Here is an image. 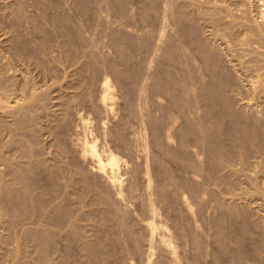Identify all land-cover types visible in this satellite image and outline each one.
<instances>
[{
    "label": "rangeland",
    "instance_id": "1",
    "mask_svg": "<svg viewBox=\"0 0 264 264\" xmlns=\"http://www.w3.org/2000/svg\"><path fill=\"white\" fill-rule=\"evenodd\" d=\"M21 1L0 0V81L8 88L2 100L22 103L31 93L34 97L16 131V114L0 110V145L12 138L25 140L26 149L31 146L34 158L42 162L23 180L15 178L10 164L0 163V193L6 184L14 194L26 187L0 209V264H264V43L258 37H264V0H196L215 5L214 17L200 15L190 4L195 0H178L180 12L176 0H123L122 13L109 0H89L86 6L81 0ZM152 1L157 7L145 17L144 9ZM120 35L125 37L122 42ZM203 47L216 51L206 57ZM220 73L229 77L228 86L218 84L220 92L241 119L252 124L245 144L223 134L233 120L221 98L203 99L201 90ZM157 76L174 83L180 96L176 101L157 86ZM105 82L112 93L108 107L101 103ZM190 119L197 122V132L183 137ZM217 131L232 154L225 164L208 151L207 139H217ZM20 143L0 150L16 168L29 160ZM85 145H94L97 155L85 156ZM173 151L181 156L173 158ZM114 156L119 161L113 166ZM101 159L112 171L95 166ZM19 197L27 201L24 206ZM150 221L157 227L154 237L147 228ZM42 230L50 233L44 241Z\"/></svg>",
    "mask_w": 264,
    "mask_h": 264
},
{
    "label": "bare ground",
    "instance_id": "2",
    "mask_svg": "<svg viewBox=\"0 0 264 264\" xmlns=\"http://www.w3.org/2000/svg\"><path fill=\"white\" fill-rule=\"evenodd\" d=\"M19 1V0H18ZM21 1V0H20ZM93 1V0H92ZM111 1V3H113V5L116 7V8H118V10L120 11V10H122L123 8H124V1L123 0H109V2ZM125 1H127V0H125ZM174 1V0H173ZM177 1V3L178 4H176V7H177V11H179L180 12V9H181V4H180V2H178V0H176ZM196 1V0H195ZM208 1V0H207ZM3 2V1H2ZM22 2V1H21ZM60 2V1H59ZM81 2H82V4L83 5H88V4H90L89 3V0H81ZM100 2V1H99ZM156 1H152L151 3H150V5H147L146 6V8L144 9V12H143V15L145 16V17H147L148 15H149V12L152 10V9H154L155 8V6H156V3H155ZM160 2V1H159ZM190 2V1H189ZM200 2V1H199ZM198 1H196V3L195 2H193L192 1V3H190L195 9H197L196 11H198L199 13H200V15L202 14V16L203 17H205V15H209V16H213V15H215L216 16V14L218 13L217 11V13L215 12L214 13V6L213 5H211V4H208V2H207V4H204V2L202 3V1H201V3L202 4H198L199 3ZM220 2V1H219ZM260 2H262V1H260ZM107 3V2H106ZM110 3V4H111ZM170 3V2H169ZM175 3V2H174ZM15 4H16V2H15ZM81 4V5H82ZM168 4V3H167ZM189 4V3H188ZM235 4H237V3H235ZM21 5V4H20ZM172 5V4H171ZM174 5V4H173ZM239 5V4H238ZM13 6V5H12ZM17 6V5H16ZM19 6V5H18ZM105 6V5H104ZM217 6V5H216ZM255 6V5H254ZM262 6V5H261ZM20 7V6H19ZM69 7V6H68ZM82 7H84V6H82ZM97 7V6H96ZM157 7V6H156ZM161 7V6H160ZM187 7H188V5H187ZM193 7H191V8H193ZM240 7V6H239ZM14 8V7H13ZM23 8V7H22ZM86 8V7H85ZM166 8V7H165ZM189 8H190V6H189ZM244 8V7H243ZM261 8V7H260ZM259 8V9H260ZM12 9V8H11ZM83 9V8H82ZM94 9V8H93ZM156 9V8H155ZM161 9V8H160ZM215 9H217V8H215ZM228 9V8H227ZM85 10V9H84ZM193 10V9H192ZM220 10V9H219ZM262 10V9H261ZM263 10H264V7H263ZM118 11V12H119ZM191 11V10H190ZM195 11V10H194ZM224 11V10H223ZM228 11V10H227ZM27 12V11H26ZM86 12V11H85ZM100 12V11H99ZM121 12V11H120ZM122 12H124V11H122ZM121 12V13H122ZM197 12V13H198ZM252 12V11H251ZM25 13V12H24ZM193 13V12H192ZM232 13V12H231ZM233 13H234V11H233ZM258 13V12H257ZM4 14V13H3ZM27 14V13H26ZM50 14V13H49ZM94 14V13H93ZM169 14V13H168ZM171 14V13H170ZM191 14V13H190ZM194 14V13H193ZM219 14H221V13H219ZM223 14V13H222ZM249 14V13H248ZM253 14V13H252ZM259 14H260V12H259ZM261 14H263V12L261 13ZM151 15V14H150ZM164 15V14H163ZM192 15V14H191ZM195 15V14H194ZM229 15V14H228ZM264 15V14H263ZM20 16V15H19ZM87 16V15H86ZM234 16V15H233ZM30 17V16H29ZM174 17V16H173ZM214 17V16H213ZM212 17V18H213ZM222 17V16H221ZM255 17V16H254ZM264 17V16H263ZM262 17V18H263ZM193 18V17H192ZM198 18V17H197ZM211 18V19H212ZM257 18V17H256ZM95 19V18H94ZM188 19V18H187ZM208 19H209V17H208ZM260 19V18H259ZM1 20V19H0ZM189 20H190V18H189ZM200 20V19H199ZM263 20V19H262ZM236 21V20H235ZM261 21V20H260ZM3 22V21H2ZM134 22V21H133ZM140 22H141V20H140ZM193 22V21H192ZM228 22V21H227ZM76 23V22H75ZM119 23V22H118ZM165 23V22H164ZM194 23L195 22H193V25H194ZM225 23V22H224ZM231 23V22H230ZM263 23V22H262ZM19 24V23H18ZM25 24V23H24ZM237 24V23H236ZM240 24V23H239ZM254 24V23H253ZM94 25V24H93ZM200 25V24H199ZM203 25V24H202ZM255 26H256V24H254ZM21 26V25H20ZM50 26V25H49ZM98 26V25H97ZM102 26V25H101ZM104 26V25H103ZM166 26V25H165ZM218 26H220V25H218ZM237 26V25H236ZM259 26V25H258ZM257 26V28H259ZM262 26V25H261ZM264 26V25H263ZM263 26H262V29H263ZM5 27V26H4ZM12 27V26H11ZM149 27V26H148ZM193 27V26H192ZM195 27V26H194ZM198 27V26H197ZM217 27V26H216ZM77 28V27H76ZM82 28V27H81ZM199 28V27H198ZM205 28V27H204ZM188 29V28H187ZM191 29V28H190ZM194 29H196V28H194ZM224 29H226V28H224ZM256 29V28H255ZM260 29H261V27H260ZM261 29V30H262ZM14 30V29H13ZM63 30V29H62ZM106 30V29H105ZM104 30V31H105ZM180 30V29H179ZM259 29H257V30H255V31H258ZM9 31V30H8ZM35 31V30H34ZM42 31V30H41ZM103 31V30H102ZM150 31V30H149ZM220 31H222V30H220ZM245 31V30H244ZM179 32V31H178ZM184 32V31H183ZM191 32V31H190ZM217 32V31H216ZM258 32H260V31H258ZM50 33V32H49ZM128 33V32H127ZM218 33H220V32H218ZM225 33V32H224ZM262 33H264V31H262ZM11 34V33H10ZM54 34V33H53ZM177 34V33H176ZM194 34V33H193ZM196 34V33H195ZM197 34H199V33H197ZM201 34V33H200ZM203 34V33H202ZM221 34V33H220ZM227 34V33H226ZM236 34V33H235ZM259 34V33H258ZM261 34V33H260ZM259 34V35H260ZM26 35V34H25ZM62 35V34H61ZM68 35V34H67ZM112 35V34H111ZM126 35V34H125ZM215 35V34H214ZM216 35H218L219 36V34H216ZM215 35V36H216ZM225 35V34H224ZM19 36H21V35H19ZM195 36V35H194ZM218 36H217V38H218ZM223 36V35H222ZM228 36V35H227ZM231 36V35H230ZM258 36V35H257ZM11 37V36H10ZM47 37V36H46ZM93 37V36H92ZM154 37V36H153ZM197 37V36H196ZM225 37V36H224ZM235 37V36H234ZM246 37V36H245ZM244 37V38H245ZM259 37V39L261 40V42H263L264 43V37L263 36H258ZM21 38V37H20ZM25 38V37H24ZM95 38V37H94ZM120 38L121 39H123V38H125L123 35H120L119 36V40H120ZM171 38V37H170ZM183 38V37H182ZM203 38H206L205 37V35H204V37ZM208 38V37H207ZM210 38V37H209ZM216 38V37H215ZM37 39V38H36ZM55 39V38H54ZM60 39V38H59ZM100 39V38H99ZM112 39V38H111ZM127 39V38H126ZM224 39V38H223ZM232 39V38H231ZM247 39V38H246ZM22 40V39H21ZM41 40V39H40ZM53 40V39H52ZM114 40V39H113ZM119 40H118V38H117V41H116V46H119ZM136 40V39H135ZM170 40V39H169ZM193 40V39H192ZM191 40V41H192ZM207 40V39H206ZM219 40V39H218ZM228 40V39H227ZM257 40H258V38H257ZM1 41V40H0ZM68 41V40H67ZM124 41H125V39H124ZM141 41V40H140ZM144 41V40H143ZM159 41V40H158ZM202 41H203V39H202ZM216 41V40H215ZM229 41V40H228ZM237 42H238V40H236ZM246 41V40H245ZM259 41V40H258ZM110 42V41H109ZM120 42H122L121 40H120ZM248 42V41H247ZM250 42V41H249ZM248 42V43H249ZM256 42V41H255ZM260 42V43H261ZM24 43V42H23ZM59 43V42H58ZM130 43V42H129ZM203 43V42H202ZM205 43V42H204ZM214 43V42H213ZM212 43V44H213ZM224 43V42H223ZM230 43V42H229ZM236 43V42H235ZM258 43V42H257ZM259 43V44H260ZM122 44V43H121ZM207 44V43H206ZM209 44L211 45V43L209 42ZM238 44V43H237ZM236 44V45H237ZM244 44V43H243ZM247 44V43H246ZM19 45V44H18ZM54 45V44H53ZM60 45V44H59ZM112 45V44H111ZM188 45V44H187ZM209 45V46H210ZM215 45V44H214ZM220 45V44H219ZM230 45V44H229ZM253 45V44H252ZM258 45V44H257ZM109 46V45H108ZM115 46V47H116ZM149 46V45H148ZM147 46V47H148ZM156 46V45H155ZM208 46V47H209ZM260 45H258V47H259ZM263 46H264V44H263ZM36 47H38V46H36ZM213 47V46H212ZM23 48V47H22ZM60 48V47H59ZM204 49L202 50L203 52L202 53H204V55L206 56V57H211L212 56V52H215L216 51V49L218 48L217 46L215 47L214 46V48H216L215 49V51L214 50H212V49H208V48H206V47H203ZM246 48V47H245ZM252 48V47H251ZM259 48H261V47H259ZM258 48V49H259ZM7 49V48H6ZM56 49V48H55ZM70 49V48H69ZM121 49V48H120ZM119 49V50H120ZM54 50V49H53ZM109 50V49H108ZM233 50V49H232ZM249 50V49H248ZM19 51V50H18ZM139 51V50H138ZM170 51V50H169ZM186 51V50H185ZM179 52V51H178ZM190 52V51H189ZM249 52V51H248ZM263 52V51H262ZM7 53V52H6ZM115 53V52H114ZM167 53V52H166ZM174 53V52H173ZM192 53V52H191ZM252 53H254V52H252ZM80 54V53H79ZM187 54V53H186ZM215 54V53H214ZM264 54V53H263ZM29 55V54H28ZM93 55V54H92ZM2 56V55H1ZM122 56V55H121ZM250 56H251V54H250ZM32 57H33V55H32ZM37 57V56H36ZM60 57V56H59ZM66 57V56H65ZM89 57V56H88ZM122 57H124V54H123V56ZM166 57V56H165ZM187 57V56H186ZM220 57V56H219ZM232 57V56H231ZM260 57V56H259ZM5 58V57H4ZM8 58V57H7ZM73 58V57H72ZM130 58V57H129ZM140 58V57H139ZM182 58V57H181ZM30 59V58H29ZM96 59V58H95ZM178 59V58H177ZM206 59H208V58H206ZM209 59H211V58H209ZM262 59H263V57H262ZM7 60V59H6ZM21 60V59H20ZM87 60V59H86ZM192 60V59H191ZM214 60H215V58H214ZM213 60V61H214ZM250 60V59H249ZM34 61V60H33ZM55 61V60H54ZM179 61V60H178ZM83 62V61H82ZM8 63V62H7ZM20 63V62H19ZM39 63V62H38ZM69 63V62H68ZM149 63V62H148ZM215 63V62H214ZM239 63V62H238ZM3 64V63H2ZM63 64V63H62ZM75 64V63H74ZM120 64V63H119ZM180 64H182V63H180ZM193 64V63H192ZM218 64V63H217ZM216 64V65H217ZM28 65V64H27ZM152 65V64H151ZM7 66V65H6ZM5 66V67H6ZM212 66V65H211ZM138 67V66H137ZM145 67V66H144ZM194 67V66H193ZM213 67H214V65H213ZM218 66H216V68H217ZM108 68V67H107ZM153 68V67H152ZM73 69V68H72ZM105 69V68H104ZM219 69H220V67H219ZM17 70V69H16ZM34 70V69H33ZM106 70V69H105ZM167 70V69H166ZM223 70V69H222ZM221 70V71H222ZM246 70V69H245ZM6 71V70H5ZM50 71V70H49ZM67 71V70H66ZM112 71V70H111ZM142 71V70H141ZM185 71V70H184ZM232 71V70H231ZM1 72V71H0ZM78 72V71H77ZM180 72V71H179ZM217 72V71H216ZM258 72H259V70H258ZM53 73V72H52ZM76 73V72H75ZM158 73V72H157ZM224 73V72H223ZM74 74V73H73ZM147 74V73H146ZM161 74H163V73H161ZM169 74H171V73H169ZM173 74V73H172ZM254 74V73H253ZM87 75V74H86ZM135 75V74H134ZM137 75V74H136ZM144 75V74H143ZM179 75V74H178ZM181 75V74H180ZM216 75V74H215ZM250 75V74H249ZM258 75H260V73L258 74ZM1 76V75H0ZM23 76V75H22ZM83 76V75H82ZM148 76V75H147ZM159 76V75H158ZM156 77L157 78V86L159 87V88H161L162 90H164V91H167L168 92V94H170L171 95V97H172V101H176L179 97H178V93H176L175 91H174V83H168V82H164V81H162V79L161 78H159V77ZM182 76H184V75H182ZM181 76V77H182ZM261 76V75H260ZM260 76H259V78H260ZM2 77H4V76H2ZM1 77V78H2ZM49 77V76H48ZM55 77V76H54ZM58 77V76H57ZM91 77V76H90ZM130 77V76H129ZM6 78H7V76H6ZM24 78V77H23ZM85 78V77H84ZM177 78H178V76H177ZM201 78V77H200ZM228 78L229 77H227V76H225V74H221L220 73V76L217 78V79H215V81L213 82V83H211L210 85H207V87L206 88H203V90H201V91H203L202 93H203V95H205V96H203V97H205V98H203V99H206V98H208V97H210L211 95H214V96H216V97H220L221 98V100L223 101L222 103H225V105H226V107H225V110H226V112L227 113H229V114H231V118H232V122H233V125H232V127H230L231 129H230V131L228 132V131H223V134L225 133L226 135H227V138H228V136L231 138V140H233L234 142H238V143H243V144H245L246 142H248V141H246V139L247 138H249V140H250V136L248 137V135H251L252 134V132H253V130L251 129V132H250V128L248 127V125H250V124H248L247 125V123L246 122H244V121H246V120H244V119H247V118H245L244 117V121L241 119V118H243V117H240V113L238 114V112H235L234 110H233V108H232V106L230 105V103H229V101L227 100V98L220 92V90L221 89H219V83H222V82H225V83H227L228 82ZM258 78V79H259ZM8 79V78H7ZM143 79V78H142ZM172 79V78H171ZM170 79V80H171ZM252 79V78H251ZM101 80V79H100ZM137 80V79H136ZM179 80V79H178ZM256 80V79H255ZM4 81V80H3ZM2 81V82H3ZM107 81V80H106ZM114 81V80H113ZM131 81V80H130ZM175 81V80H174ZM181 82H182V80H180ZM179 81V82H180ZM253 81V80H252ZM258 81H260V80H258ZM261 81H262V79H261ZM260 81V82H261ZM263 81H264V79H263ZM262 81V82H263ZM5 82H6V79H5ZM16 82V81H15ZM107 82H109V81H107ZM107 82H105V83H103L104 85H103V93H104V91H105V93H104V95H102V105L104 104L106 107H108V103H110V101H109V99H111V91H110V89H109V85H107ZM133 82V81H132ZM198 82V81H197ZM232 82H233V79H232ZM231 82V83H232ZM251 82V81H250ZM261 82V84H263L262 86L264 87V83H262ZM26 83V82H25ZM47 83V82H46ZM45 83V84H46ZM116 83V82H115ZM145 83V82H144ZM176 83H178V82H175V84ZM256 83V82H255ZM258 83V82H257ZM5 84V83H4ZM48 84V83H47ZM99 84V83H98ZM182 84V83H181ZM205 84V83H204ZM219 84V85H218ZM79 85V84H78ZM142 85V84H141ZM177 85V84H176ZM230 85V84H229ZM232 85V84H231ZM230 85V86H231ZM256 85V84H255ZM254 85V86H255ZM259 85H260V83H259ZM6 86H7V83H6ZM51 86V85H50ZM111 86V85H110ZM193 86V85H192ZM199 86V85H198ZM227 86H228V83H227ZM237 86V85H236ZM9 87V86H8ZM45 87V86H44ZM72 87V86H71ZM177 87V86H176ZM195 87V86H194ZM263 87H261V88H263ZM5 87H4V85H3V83H1V81H0V110L1 109H3L4 110V112H8V111H10V112H12L11 114H16V116H13L14 118L16 117V120H15V124H14V126H13V128L12 129H14L15 131L20 127V125H21V123H22V117H24L25 115H26V111L28 110V108H29V105L32 103V101H33V97H34V95L31 93L27 98H26V101H24V102H22V103H20V102H18V100H16L15 102H13V103H9V102H5V101H3L4 99L2 98L3 97V95H4V93H5V90H7L8 88L6 87V89H4ZM76 88V87H75ZM79 88V87H78ZM111 88V87H110ZM191 88V87H190ZM221 88V87H220ZM228 88V87H227ZM237 88V87H236ZM242 88V87H241ZM247 88V87H246ZM252 88H253V86H252ZM255 88H257V87H254L253 88V91H254V89ZM21 89V88H20ZM27 89V88H26ZM47 89V88H46ZM85 89V88H84ZM160 89V90H161ZM240 89V88H239ZM10 90V89H9ZM88 90V89H87ZM191 90H192V88H191ZM195 90V89H194ZM256 90V89H255ZM261 90V89H260ZM193 91V90H192ZM196 91V90H195ZM193 92L194 94H192V95H196L197 96V92ZM229 91V90H228ZM262 91H263V89H262ZM36 92V91H35ZM51 92V91H50ZM166 92V93H167ZM242 92V91H241ZM39 93V92H38ZM188 93H189V91H188ZM202 93L200 94V96L202 95ZM234 93V92H233ZM253 93V92H252ZM258 93V92H257ZM23 94V93H22ZM25 94V93H24ZM45 94V93H44ZM69 94V93H68ZM74 94V93H73ZM168 94H167V96H168ZM38 95H40V94H38ZM89 95H91V94H89ZM121 95V94H120ZM166 95V94H165ZM183 95H184V92H183ZM228 95V94H227ZM22 96H24V95H22ZM21 96V97H22ZM84 96V95H83ZM122 96V95H121ZM208 96V97H207ZM5 97V96H4ZM41 97L42 96H39L38 97V100L40 101L41 100ZM78 97V96H77ZM191 97V96H190ZM212 97V96H211ZM14 98H15V96H14ZM16 98H17V96H16ZM46 98V97H45ZM92 98V97H91ZM139 98V97H138ZM219 98V99H220ZM252 98V97H251ZM3 99V100H2ZM7 99V98H6ZM18 99H20V98H18ZM44 99V98H43ZM184 99V98H183ZM15 100V99H14ZM136 100V99H135ZM142 100V99H141ZM180 100V99H179ZM254 100V99H253ZM42 101V100H41ZM131 101V100H130ZM146 101V100H145ZM185 101V100H184ZM195 101V100H194ZM202 101V100H201ZM204 101H206V100H204ZM43 102H45V101H43ZM88 102V101H87ZM180 102H182V101H180ZM216 102V101H215ZM20 103V104H19ZM175 103V102H174ZM211 103V102H210ZM95 104V103H94ZM112 104V103H111ZM122 104V103H121ZM172 104H173V102H172ZM177 104H178V102H177ZM201 104V103H200ZM134 105V104H133ZM147 105V104H146ZM168 105V104H167ZM198 105V104H197ZM202 105V104H201ZM210 105V104H209ZM232 105H233V103H232ZM52 106H54V105H52ZM85 106V105H84ZM92 106V105H91ZM208 106V105H207ZM82 107V106H81ZM106 107H104V108H106ZM119 107V106H118ZM147 107V106H146ZM194 107V106H193ZM200 107V106H199ZM257 107V106H256ZM111 108V107H110ZM126 108V107H125ZM129 108V107H128ZM131 108V107H130ZM136 108H138V107H136ZM263 108V107H262ZM31 109V108H30ZM89 109V108H88ZM109 109V108H108ZM162 109V108H161ZM160 109V110H161ZM235 109V108H234ZM90 110H92V108L90 109ZM97 110V109H96ZM242 110V109H241ZM2 111V110H1ZM1 111H0V113H1ZM94 111V110H93ZM133 111V110H132ZM211 111V110H210ZM99 112V111H98ZM97 112V113H98ZM114 112V111H113ZM190 112V111H189ZM9 113V112H8ZM122 113V112H121ZM148 113V112H147ZM166 113H168V112H166ZM221 113V112H220ZM219 113V114H220ZM257 113V112H256ZM7 114V113H6ZM10 114V113H9ZM64 114V113H63ZM77 114V113H76ZM75 114V115H76ZM107 114V113H106ZM113 114V113H112ZM140 114V113H139ZM144 114V113H143ZM142 114V115H143ZM244 114V113H243ZM1 115H3V114H1ZM8 115V114H7ZM66 115V114H65ZM96 115V114H95ZM171 115V114H170ZM218 115V114H217ZM221 115V114H220ZM29 116V115H28ZM27 116V117H28ZM63 116V115H62ZM85 116V115H84ZM191 116V115H190ZM204 116V115H203ZM223 116V115H222ZM245 116V115H244ZM123 117V116H122ZM189 117V116H188ZM194 117V116H193ZM218 117V116H217ZM248 117V116H247ZM6 118H7V116H6ZM9 118V117H8ZM13 118V119H14ZM136 118V117H135ZM162 118V117H161ZM224 118V117H223ZM261 118V117H260ZM102 118H100V120H101ZM119 119V118H118ZM126 119V118H125ZM138 119V118H137ZM150 119V118H149ZM7 120V119H6ZM116 120V119H115ZM169 120H170V118H169ZM194 120H195V117H194ZM194 120H191L190 119V121H189V123H188V125L187 126H185L184 127V129L182 130V136L184 137L185 135H187V134H189V133H191V134H193L194 135V133L196 134V132H195V129H194V126H195V124L197 123V122H194ZM206 120V119H205ZM213 120V119H212ZM215 120H217V119H215ZM215 120H214V122H215ZM226 120V119H225ZM224 120V121H225ZM228 120H229V118H228ZM4 121V120H3ZM23 121H24V119H23ZM91 121V120H90ZM125 121V120H124ZM141 121H143V120H141ZM140 121V122H141ZM152 121V120H151ZM196 121V120H195ZM247 121H249V118H248V120ZM2 122V121H1ZM60 122V121H59ZM63 122V121H62ZM102 122V121H101ZM126 122V121H125ZM187 122V121H186ZM30 123V122H29ZM75 123V122H74ZM121 123V122H120ZM127 123V122H126ZM128 123H129V120H128ZM142 123V122H141ZM211 123V122H210ZM249 123V122H248ZM25 124V123H24ZM86 124H87V122H86ZM97 124V123H96ZM102 124V123H101ZM100 124V125H101ZM138 124V123H137ZM184 124V123H183ZM206 124V123H205ZM214 124V123H213ZM12 125H13V123H12ZM31 125V124H30ZM69 125V124H68ZM81 125V124H80ZM252 125V124H251ZM250 125V126H251ZM262 125V124H261ZM157 126V125H156ZM221 126H223V125H221ZM25 127V126H24ZM27 127V126H26ZM75 127V126H74ZM98 127V126H97ZM101 127H102V125H101ZM177 127V126H176ZM203 127V126H202ZM255 127V126H254ZM56 128V127H55ZM139 128V127H138ZM205 129H206V127H204ZM208 128H210V127H208ZM218 128V127H217ZM252 128H253V126H252ZM258 127L256 126V129H257ZM264 128V127H263ZM5 129V128H4ZM29 129V128H28ZM32 129V128H31ZM75 129V128H74ZM91 129V128H90ZM158 129V128H157ZM223 129V128H222ZM7 130V129H6ZM23 130V129H22ZM80 130V129H79ZM82 130H84V129H82ZM207 130V129H206ZM228 130H229V128H228ZM254 130H255V128H254ZM264 130V129H263ZM55 131V130H54ZM92 131H93V129H92ZM203 131H204V129H203ZM211 131V130H210ZM216 131V130H215ZM73 132V131H72ZM219 131H217V134L215 133V135H217V139L216 138H211V139H214V140H210L209 138L207 139V140H209V141H214V144H215V142H216V144H215V148H214V144L212 145L211 144V142H209V141H207L208 142V145H209V149H208V151L211 153V152H214V154L217 156L216 157V161L218 160H220V162L222 161L224 164L225 163H227V161H228V159L230 158V156L232 155L231 154V151H230V149L227 147V145L225 144V142H224V135H222V133L221 134H219L218 133ZM11 133H12V131H11ZM74 133V132H73ZM86 133V132H85ZM261 133V132H260ZM263 133V132H262ZM19 134V133H18ZM34 134V133H33ZM97 134V133H96ZM119 134V133H118ZM122 134V133H121ZM164 134H165V132H164ZM207 134V133H206ZM211 134H213V133H211ZM211 134L209 135V136H211ZM257 134H259V133H257ZM256 134V135H257ZM89 135V134H88ZM103 135V134H102ZM144 135V134H143ZM161 135V134H160ZM190 135V134H189ZM200 135V134H199ZM214 135V136H215ZM253 135H255L254 133H253ZM253 135L251 136L252 138H253ZM263 135V134H262ZM19 136V135H18ZM56 136V135H55ZM73 136V135H72ZM101 136V135H100ZM114 136V135H113ZM119 136V135H118ZM162 136V135H161ZM258 136H260V135H258ZM96 137V136H95ZM165 137V136H164ZM179 137V136H178ZM213 137V136H212ZM216 137V136H215ZM25 138V137H24ZM59 138H60V136H59ZM76 138V137H75ZM84 138V137H83ZM104 138V137H103ZM198 138V137H197ZM255 138V137H254ZM56 139V138H55ZM140 139H141V137H140ZM182 140L184 139V138H181ZM259 139H261V137H259ZM262 139H264V138H262ZM69 140V139H68ZM82 140H84V139H82ZM202 141H203V139H201ZM252 140V139H251ZM257 140V139H256ZM0 141H1V139H0ZM7 141V140H6ZM25 140H19V139H17V138H12V140H10L9 142H5V143H2L1 145H0V150H3L4 148H7V147H5V146H8L9 148H10V146H12L13 148H14V145H12L13 143H19V142H21L20 144V149L23 151V155L24 154H26V157L28 158L29 157V160L28 161H26V164H23L22 165V163H21V165H19V167L18 168H16V167H14L13 166V164L15 165V161L13 162V161H11L12 159L11 158H9V156H7V157H5L4 155H2L1 153H0V163H1V161H3V162H5V163H8V164H10V169H11V172H13L14 173V176H15V178H18V180H23L24 179V174L25 173H27L28 172V170L30 171V169H33L36 165H37V163H40V162H42V161H39L38 162V159L36 160V158H34L35 156H33V152H34V150H33V152H32V150H31V146L29 147V149H26L27 148V142L25 141ZM94 141V140H93ZM146 141V140H145ZM186 141V140H185ZM261 141V140H260ZM4 142V141H3ZM39 142V141H38ZM59 142V141H58ZM101 142V141H100ZM124 142V141H123ZM143 142V141H142ZM162 142V141H161ZM193 142V141H192ZM206 142V141H205ZM206 142V143H207ZM252 142V141H251ZM251 142H249V144L251 143ZM262 142V141H261ZM90 144H91V142H90ZM115 144H116V142H115ZM146 144H147V142H146ZM159 144H160V142H159ZM173 144H174V142H173ZM263 144H264V142H263ZM10 145V146H9ZM30 145V144H29ZM28 145V146H29ZM197 145V144H196ZM233 145V144H232ZM258 145H259V142H258ZM257 145V146H258ZM35 146V145H34ZM83 146V145H82ZM160 146H161V144H160ZM195 146V145H194ZM200 146V145H199ZM212 146H213V148H212ZM241 146V145H240ZM245 146H247V145H245ZM262 146V145H261ZM67 147V146H66ZM99 147V146H98ZM113 147V146H112ZM116 147V146H115ZM164 147V146H163ZM162 147V148H163ZM178 147V146H177ZM197 147V146H196ZM264 147V146H263ZM65 148V147H64ZM82 148V147H81ZM184 148V147H183ZM245 148V147H244ZM247 148V147H246ZM258 148V147H257ZM8 149V148H7ZM25 149L27 150V151H25ZM71 149V148H70ZM83 153H84V155L86 156V155H88V156H91V157H94V156H96L97 155V150H96V148L94 147V145H85L83 148ZM108 149V148H107ZM169 149V148H168ZM167 149V150H168ZM207 149V148H206ZM11 150V149H10ZM100 150H101V148H100ZM141 150H143V149H141ZM164 150V149H163ZM195 150V149H194ZM198 150V149H197ZM244 150V149H243ZM256 150V149H255ZM9 151V150H8ZM7 151V152H8ZM72 151V150H71ZM145 151V150H144ZM159 151V150H158ZM165 151V150H164ZM169 151V150H168ZM172 151V150H171ZM181 151V150H180ZM179 151V152H180ZM208 151H206V152H208ZM5 152V151H4ZM13 152V151H12ZM110 152V151H109ZM147 152V151H146ZM170 152V151H169ZM179 152H171L172 153V155L174 156L173 158H175V156H177L178 158L181 156V154L179 153ZM208 152V153H209ZM258 152V151H257ZM99 153V152H98ZM111 153V152H110ZM181 153H182V151H181ZM245 153V152H244ZM53 154V153H52ZM107 154V153H106ZM112 154V153H111ZM114 154V153H113ZM120 154H122V153H120ZM183 154H184V152H183ZM212 154V153H211ZM28 155V156H27ZM186 155V154H185ZM184 155V156H185ZM197 155H199V154H197ZM213 155V154H212ZM39 156V155H38ZM37 156V157H38ZM111 156V155H110ZM116 156V155H115ZM115 156L114 157H112L111 158V160H110V163L111 164H113V166H114V163H118V161H117V158H115ZM20 157V156H19ZM44 157V156H43ZM107 157V156H106ZM163 157V156H162ZM161 157V158H162ZM188 157V156H187ZM200 157V156H199ZM219 157H221V159H218ZM241 157H242V155H241ZM244 157V156H243ZM39 158V157H38ZM46 158V157H45ZM88 158V157H87ZM97 158V157H96ZM181 158H183V157H181ZM223 158V159H222ZM255 158V157H254ZM73 159V158H72ZM90 159V158H89ZM107 159H108V157H107ZM177 159V158H176ZM14 160V159H13ZM19 160V159H18ZM21 160V159H20ZM54 160V159H53ZM91 160V159H90ZM93 161L95 160V159H92ZM104 160V159H103ZM109 160V159H108ZM146 160V159H145ZM179 160V159H178ZM188 160V159H187ZM186 160V161H187ZM240 160V159H239ZM256 160V159H255ZM51 161V160H50ZM98 161V160H97ZM147 161V160H146ZM183 161H184V159H183ZM185 161V162H186ZM191 161V160H190ZM201 161V160H200ZM22 162V161H21ZM47 162V161H46ZM95 162H96V160H95ZM142 162V161H141ZM179 162H181V161H179ZM242 162V161H241ZM13 163V164H12ZM73 163H75V162H73ZM93 163V162H92ZM154 163V162H153ZM186 163H188V162H186ZM191 163V162H190ZM215 163V162H214ZM256 163V162H255ZM2 164V163H1ZM0 164V165H1ZM4 164V163H3ZM2 164V165H3ZM36 164V165H35ZM69 164V163H68ZM95 164V163H94ZM196 164V163H195ZM194 164V165H195ZM217 164V163H216ZM228 164H230V163H228ZM109 165V164H108ZM116 165V164H115ZM145 165V164H144ZM198 165V164H197ZM207 165V164H206ZM240 165V164H239ZM44 166V165H43ZM56 166V165H55ZM96 167L97 166H99V169H101V170H103V172H105L106 170H111V168L110 167H108L107 166V164L105 163V161H104V163L102 162V159L99 161V163H97V165H95ZM193 166V165H192ZM200 166V165H199ZM214 166V165H213ZM218 166V165H217ZM2 167V166H1ZM73 167V166H72ZM93 167V166H92ZM108 167V169H106ZM146 167V166H145ZM198 167V166H197ZM197 167H196V169H197ZM251 167V166H250ZM3 168V167H2ZM63 168V167H62ZM98 168V167H97ZM110 168V169H109ZM144 168V167H143ZM160 168V167H159ZM166 168V167H165ZM164 168V169H165ZM194 168V167H193ZM214 168V167H213ZM235 168V167H234ZM40 169V168H39ZM38 169V170H39ZM112 169H114V168H112ZM115 169H116V167H115ZM184 169V168H183ZM200 169V168H199ZM253 169V168H252ZM45 170V169H44ZM53 170V169H52ZM92 170V169H91ZM97 170V169H96ZM146 170V169H145ZM144 170V171H145ZM233 170V169H232ZM1 171V170H0ZM107 171V172H108ZM112 171V170H111ZM121 171V170H120ZM149 171V170H148ZM168 171V170H167ZM229 171V170H228ZM250 171V170H249ZM248 171V172H249ZM258 171H260V170H258ZM2 172H3V170H2ZM10 172V171H9ZM89 172V171H88ZM114 172V171H113ZM118 172V171H117ZM146 172H147V170H146ZM145 172V173H146ZM255 172V171H254ZM29 173V172H28ZM39 173H41V172H39ZM46 173V172H45ZM55 173V172H54ZM64 173V172H63ZM218 173V172H217ZM220 173V172H219ZM242 173V172H241ZM16 174V175H15ZM52 174V173H51ZM104 174V173H103ZM115 174V173H114ZM149 174V173H148ZM200 174V173H199ZM262 174V173H261ZM10 175H12V174H10ZM27 175V174H26ZM25 175V176H26ZM40 175V174H39ZM49 175H50V173H49ZM97 175V174H96ZM125 175V174H124ZM144 175V174H143ZM168 175V174H167ZM2 174H1V178H2ZM41 176V175H40ZM44 176V175H43ZM110 176H112V175H110ZM117 176H118V174H117ZM147 176V175H146ZM215 176V175H214ZM246 176V175H245ZM6 177V176H5ZM27 177V176H26ZM56 177V176H55ZM173 177V176H172ZM0 178V179H1ZM11 178V177H10ZM51 178V177H50ZM112 178V177H111ZM127 178V177H126ZM178 178V177H177ZM205 178V177H204ZM230 178V177H229ZM27 179V178H26ZM48 179H49V177H48ZM82 179V178H81ZM100 179H102V178H100ZM106 179V178H105ZM130 179V178H129ZM161 179V178H160ZM15 180V179H14ZM148 180V179H147ZM238 180V179H237ZM246 180V179H245ZM11 181V180H10ZM26 181V180H25ZM175 181V180H174ZM199 181V180H198ZM230 181H231V179H230ZM254 181V180H253ZM1 182H5V181H2L1 180ZM17 182V181H16ZM18 182H20V181H18ZM43 182V181H42ZM48 182V181H47ZM149 182V181H148ZM235 182V181H234ZM6 183V182H5ZM12 183V182H11ZM22 183V182H21ZM21 183H19V184H21ZM24 183V182H23ZM22 183V184H23ZM50 183V182H49ZM78 183V182H77ZM151 183V182H150ZM160 183V182H159ZM231 183V182H230ZM236 183V182H235ZM240 183V182H239ZM250 183V182H249ZM26 184H27V182H26ZM111 184V183H110ZM123 184V183H122ZM146 184V183H145ZM149 184V183H148ZM184 184V183H183ZM188 184V183H187ZM231 184H233V183H231ZM253 184V183H252ZM251 184V185H252ZM13 185V184H12ZM65 185V184H64ZM68 185V184H67ZM109 185V184H108ZM125 185H126V183H125ZM129 185V184H128ZM132 185V184H131ZM171 185V184H170ZM185 185V184H184ZM190 185V184H189ZM246 185V184H245ZM248 185V184H247ZM25 186V185H24ZM24 186H21L20 185V187L22 188V187H24ZM63 186V185H62ZM70 186V185H69ZM78 186V185H77ZM97 186V185H96ZM103 186V185H102ZM113 186V185H112ZM118 186V185H117ZM149 186V185H148ZM206 186V185H205ZM258 186V185H257ZM32 187V186H31ZM82 187V186H81ZM89 187V186H88ZM92 187V186H91ZM146 187H147V185H146ZM176 187H177V185H176ZM178 187H180V186H178ZM247 187V186H246ZM26 188V187H25ZM25 188H22V189H19V190H16V191H18V192H20V193H23L22 191L25 189ZM48 188V187H47ZM93 188V187H92ZM153 188V187H152ZM161 188V187H160ZM27 189H29L28 187H27ZM96 189V188H95ZM114 189V188H113ZM127 189H130V188H127ZM149 189V188H148ZM179 189V188H178ZM189 189V188H188ZM2 190H3V192L2 193H0V209H4V208H6L5 206H6V203L8 202V201H10V198L13 196V198H15L14 200H16V195H17V193L16 194H14V193H11L10 192V189H9V187H8V185L6 184V185H2ZM31 190V189H30ZM35 190V189H34ZM101 190V189H100ZM11 191H12V189H11ZM36 191V190H35ZM62 191V190H61ZM135 191V190H134ZM147 191V190H146ZM160 191V190H159ZM185 191V190H184ZM189 191V190H188ZM234 191V190H233ZM32 192V191H31ZM148 192V191H147ZM224 192V191H223ZM238 192V191H237ZM29 193V192H28ZM94 193V192H93ZM232 193V192H231ZM235 193V192H234ZM255 193H258V192H255ZM12 194V195H11ZM14 194V195H13ZM24 194V193H23ZM26 194V193H25ZM30 194V193H29ZM29 194H27V195H29ZM88 194V193H87ZM140 194V193H139ZM184 194V193H183ZM201 194V193H200ZM118 195V194H117ZM151 195V194H150ZM181 195V194H180ZM26 196V195H25ZM138 196V195H137ZM157 196V195H156ZM235 196V195H234ZM32 197H33V194H32ZM60 197V196H59ZM63 197V196H62ZM101 197V196H100ZM118 197V196H117ZM247 197V196H246ZM29 198V197H28ZM103 198V197H102ZM126 198V197H125ZM150 198V197H149ZM262 198V197H261ZM36 199V198H35ZM34 199V200H35ZM39 199V198H38ZM131 199V198H130ZM236 199V198H235ZM260 199V198H259ZM14 200H12V201H14ZM19 200L21 201V202H23V206H24V203H26L27 201H25V198H24V200H22L20 197H19ZM31 202H32V200H31V197H30V199H29ZM97 201V200H96ZM177 201V200H176ZM187 201V200H186ZM198 201V200H197ZM247 201V200H246ZM15 202H17V201H15ZM57 202V201H56ZM63 202V201H62ZM101 202V201H100ZM160 202V201H159ZM158 202V203H159ZM221 202V201H220ZM34 203V202H33ZM32 203V204H33ZM118 203V202H117ZM147 203V202H146ZM186 205H188L189 206V204H187L186 202H184ZM15 204V203H14ZM29 204V203H28ZM55 204V203H54ZM58 204H59V201H58ZM115 204V203H114ZM175 204V203H174ZM180 204V203H179ZM232 204V203H231ZM8 205V204H7ZM21 205V204H20ZM60 205V204H59ZM261 205V204H260ZM25 206H27V205H25ZM34 206V205H33ZM85 206V205H84ZM150 206V205H149ZM233 206V205H232ZM235 206V205H234ZM21 206H19V208H20ZM54 207V206H53ZM63 207V206H62ZM82 207V206H81ZM118 207V206H117ZM157 207V206H156ZM191 207V206H190ZM189 207V208H190ZM13 208V207H12ZM11 208V209H12ZM60 209H61V207H59ZM64 208V207H63ZM151 208H152V205H151ZM229 208V207H228ZM22 210L24 209V207H22L21 208ZM37 209V208H36ZM69 209V208H68ZM75 209V208H74ZM114 209V208H113ZM122 209V208H121ZM157 209V208H156ZM174 209V208H173ZM193 209V208H192ZM245 209V208H244ZM5 210V209H4ZM7 210V209H6ZM26 210V209H25ZM34 210V209H33ZM72 210V209H71ZM83 210V209H82ZM231 210V209H230ZM247 210V209H246ZM8 211V210H7ZM12 211V210H11ZM31 211H32V209H31ZM123 211V210H122ZM144 211V210H143ZM152 211V210H151ZM156 211V210H155ZM9 212V211H8ZM13 212V211H12ZM64 212V211H63ZM180 212H181V210H180ZM252 212V211H251ZM255 212V211H254ZM20 213V212H19ZM23 213V212H22ZM21 213V214H22ZM56 213V212H55ZM100 213V212H99ZM127 213V212H126ZM153 213V212H152ZM36 214V213H35ZM120 214V213H119ZM167 214V213H166ZM181 214V213H180ZM192 214V213H191ZM243 214V213H242ZM24 215V214H23ZM151 215V214H150ZM157 215V214H156ZM232 215V214H231ZM175 216V215H174ZM5 217V216H4ZM6 217H8V216H6ZM13 217V216H12ZM86 217H88V216H86ZM14 218V217H13ZM23 218V217H22ZM69 218V217H68ZM24 219V218H23ZM88 219V218H87ZM121 219V218H120ZM136 219V218H135ZM174 219V218H173ZM176 219V218H175ZM175 219H174V221H175ZM231 219V218H230ZM33 220V219H32ZM60 220V219H59ZM105 220V219H104ZM165 220V219H164ZM110 222V221H109ZM123 222V221H122ZM154 222H156V221H154ZM101 223V222H100ZM38 224V223H37ZM126 224V223H125ZM158 224V223H157ZM4 225V224H3ZM20 226V225H19ZM32 226V225H31ZM174 226V225H173ZM243 226V225H242ZM23 227V226H22ZM27 228H28V226H27ZM128 228V227H127ZM147 228H148V230L149 231H151V234L153 235V233L155 232V230H156V225L153 223V222H149V223H147ZM3 229V228H2ZM18 229V228H17ZM21 229V228H20ZM40 229V228H39ZM146 229V228H145ZM162 229V228H161ZM249 229V228H248ZM139 230V229H138ZM194 230V229H193ZM10 231V230H9ZM157 231V230H156ZM41 232V231H40ZM45 232H46V230H45ZM74 232V231H73ZM179 232V231H178ZM116 233V232H115ZM242 233V232H241ZM1 234V233H0ZM29 234V233H28ZM50 234V233H49ZM49 234H46V233H44V231L42 230V232H41V234L39 235L42 239H43V241L48 237V236H46V235H49ZM164 234V233H163ZM79 235V234H78ZM145 235V234H144ZM10 236V235H9ZM160 236V235H159ZM30 237V236H29ZM49 237H50V235H49ZM153 237H154V235H153ZM24 238V237H23ZM20 239H22V238H20ZM54 239V238H53ZM176 239V238H175ZM17 241V240H16ZM23 241V240H22ZM196 241V240H195ZM47 242V241H46ZM125 242V241H124ZM159 242H161V241H159ZM163 242V241H162ZM172 242V241H171ZM11 243V242H10ZM20 243V242H19ZM54 243V242H53ZM156 243V242H155ZM45 244V243H44ZM47 244H48V242H47ZM165 244V243H164ZM183 244V243H182ZM181 244V245H182ZM21 245V244H20ZM83 245V244H82ZM93 245V244H92ZM174 245H176V244H174ZM2 246V245H1ZM172 246V245H171ZM99 247V246H98ZM122 247V246H121ZM140 247V246H139ZM45 248V247H44ZM203 248V247H202ZM1 249V248H0ZM43 249V248H42ZM84 249V248H83ZM88 249H90V250H92L93 251V248L92 247H89ZM163 249V248H162ZM195 249V248H194ZM36 250V249H35ZM160 250H161V248H160ZM170 250V249H169ZM142 251V250H141ZM225 251V250H224ZM240 251V250H239ZM91 252V251H90ZM140 252V251H139ZM166 252H167V250H166ZM46 253V252H45ZM87 253V252H86ZM96 253V252H95ZM151 253H152V251H151ZM11 254V253H10ZM60 254V253H59ZM91 254H92V252H91ZM137 254V253H136ZM139 254V253H138ZM142 254V253H141ZM147 254V253H146ZM241 254V253H240ZM239 254V255H240ZM45 255V254H44ZM97 255V254H96ZM105 255V254H104ZM238 255V256H239ZM242 255V254H241ZM91 256V255H90ZM236 256V255H235ZM46 257V256H45ZM44 257V258H45ZM229 257V256H228ZM47 258V257H46ZM59 258V257H58ZM96 258V257H95ZM9 259V258H8ZM159 259V258H158ZM2 260V259H1ZM7 260V259H6ZM16 260V259H15ZM46 260V259H45ZM172 260V259H171ZM194 261V260H193ZM4 262V261H3ZM12 262V261H11ZM31 262V261H30ZM40 262V261H39ZM47 262V261H46ZM90 262V261H89ZM158 262V261H157ZM171 262V261H170ZM169 262V263H170ZM8 263V262H7ZM17 263V262H16ZM108 263V262H107ZM31 264V263H30ZM41 264V263H40ZM112 264V263H111ZM242 264V263H241Z\"/></svg>",
    "mask_w": 264,
    "mask_h": 264
}]
</instances>
